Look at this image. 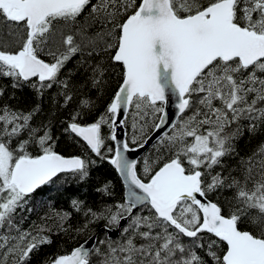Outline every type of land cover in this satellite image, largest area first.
Returning a JSON list of instances; mask_svg holds the SVG:
<instances>
[{
  "label": "snow or ice",
  "instance_id": "1",
  "mask_svg": "<svg viewBox=\"0 0 264 264\" xmlns=\"http://www.w3.org/2000/svg\"><path fill=\"white\" fill-rule=\"evenodd\" d=\"M77 76L115 88L91 123L81 121L95 103L82 98L64 131L114 166L126 199H73L86 221L77 234L102 220L104 238L40 264H264V143L237 150L264 133V0H0V79L39 98L27 111L0 102V264H32L53 244L50 227L24 228L18 212L62 176L84 182L95 163L58 153L51 124H33L54 87L72 102ZM153 139L156 159L130 158ZM54 215L66 233L72 213Z\"/></svg>",
  "mask_w": 264,
  "mask_h": 264
},
{
  "label": "trees",
  "instance_id": "2",
  "mask_svg": "<svg viewBox=\"0 0 264 264\" xmlns=\"http://www.w3.org/2000/svg\"><path fill=\"white\" fill-rule=\"evenodd\" d=\"M74 63L75 60L70 61L65 71L71 69ZM74 83L77 91L74 93L72 102L67 106L63 105L62 98L56 96L58 91L56 87L47 91L43 97V111L35 117L33 124H39L41 121L51 124L52 133L56 141L54 150L58 153L64 156L79 155L90 157L95 163L89 166L90 175L84 182H80L71 175L62 176L60 180L42 186L32 195L27 207L33 209V211L18 212L17 218L23 217L22 226L24 228L47 225L52 229L53 244L43 246L38 256L33 258L32 264H40L41 260L54 253L62 254L71 251L72 248L82 243L91 234L99 230L100 227L104 226L105 221H97L89 225L87 231L77 234L75 230L82 227L86 221L83 212H76L72 208L71 201L73 199L83 201L85 208L92 209H100L105 205L111 206L125 201L124 185L114 166L107 160L101 159L92 153L86 144L79 137H76L75 134H69L64 131L71 115L78 110L79 101L82 98H90L95 103V108L90 114L83 117L81 123H91L98 118L104 111L106 102L114 91L115 85L111 84L106 90L102 89L98 92L90 84H85L82 76L75 77ZM0 85H9L6 95L0 102L9 104L13 108L27 111L38 102L39 98L36 92L28 86L14 90L10 87V81L7 79H0ZM130 125L131 121L124 127L125 134H127L129 139L134 131ZM103 131L105 134L108 133L106 126ZM107 143L111 145L113 142L107 141ZM261 143H264V133H258L255 136H250L246 133L244 138L238 142L237 150L241 156H247L255 151ZM155 145L156 141L148 147L138 160H143L149 156L156 159V154L153 150ZM102 151L104 150L102 149ZM105 155L110 154L105 152ZM230 163L234 165L235 160L230 161ZM139 168L140 175L143 177L142 163L139 165ZM108 182H110L109 190L111 195L97 191L98 188H101ZM63 211L72 213L71 217L63 224L68 229L66 233L58 231L57 226L61 222L54 215L56 212ZM119 235L118 233L117 237L113 239H118ZM97 236L104 238L105 232H99Z\"/></svg>",
  "mask_w": 264,
  "mask_h": 264
},
{
  "label": "water",
  "instance_id": "3",
  "mask_svg": "<svg viewBox=\"0 0 264 264\" xmlns=\"http://www.w3.org/2000/svg\"><path fill=\"white\" fill-rule=\"evenodd\" d=\"M169 110L170 111H175V109H174V107H172V106H169ZM163 131V130H162ZM118 137L119 138H123V137H125V128H122V129H118ZM156 140L155 139H153L150 143H148V144H146L142 149H138L137 151H135L134 153H129V156H130V158H134V159H138L147 149H148V147L152 144V143H154ZM66 157H70V156H66ZM118 173V172H117ZM118 175H119V173H118ZM120 176V175H119ZM120 178H121V181H122V183H123V185H124V182H123V178L120 176ZM126 192H127V189H126V187H125V185H124V199H126ZM104 226L103 227H100L99 228V230H97V231H95L94 233L97 235L99 232H101V233H103L104 232ZM118 233L119 232H110V233H108V235H110L111 236V238H114V237H117V235H118ZM92 235V234H91ZM90 235V236H91ZM87 239V238H86ZM85 239V240H86ZM84 240V241H85ZM84 241L82 242V243H84ZM81 244V243H80Z\"/></svg>",
  "mask_w": 264,
  "mask_h": 264
}]
</instances>
